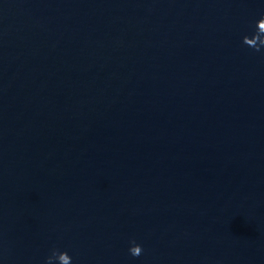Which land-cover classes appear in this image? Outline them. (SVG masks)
<instances>
[{"label": "water", "instance_id": "1", "mask_svg": "<svg viewBox=\"0 0 264 264\" xmlns=\"http://www.w3.org/2000/svg\"><path fill=\"white\" fill-rule=\"evenodd\" d=\"M0 264H264V0H0Z\"/></svg>", "mask_w": 264, "mask_h": 264}]
</instances>
